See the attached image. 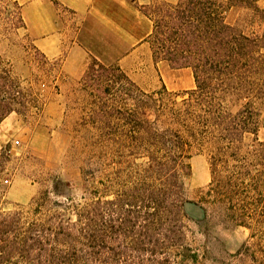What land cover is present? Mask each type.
<instances>
[{"label": "rangeland", "instance_id": "obj_1", "mask_svg": "<svg viewBox=\"0 0 264 264\" xmlns=\"http://www.w3.org/2000/svg\"><path fill=\"white\" fill-rule=\"evenodd\" d=\"M134 1L144 7V0ZM13 2L0 0V55L22 86L30 89L38 108H30L26 115L13 113L0 123V264H151L153 259L163 260L158 253L151 257L146 239L153 208L143 207L141 198L126 201L125 193L134 185L144 194V120L157 118L154 109L145 108L144 94H155V99L171 106L186 99L189 90L164 92L151 66L144 71V88L135 83V89L121 76L124 72L111 65L102 76L108 93L94 95L82 76L64 73L61 57L48 59L35 49L25 25L10 27L17 12ZM58 11L66 34L72 36L80 18L61 7ZM236 14L231 11L229 20ZM175 79L170 78V88ZM98 107L105 113L102 122L91 114ZM164 121L162 117L155 127L162 130ZM257 143L264 144V128L256 139L245 137L237 160L247 158L244 163L253 164L247 152ZM210 151L204 146L189 154L190 176L183 196V210L189 218L183 222L185 251L171 254L169 263L264 264L260 252L264 238L258 226L264 222V192L246 188L242 206L247 208L238 217L210 208L211 222L203 227L202 212L193 203L203 198L211 180ZM255 168L261 170V166ZM58 181L62 185L57 196L53 187ZM45 192L48 202L37 211L34 201ZM64 197L79 205V212L90 211L86 205L97 201L98 220L87 226L77 221L78 211H70L58 222L73 233L59 238L50 231L58 224L50 216L60 210L55 202L65 204ZM118 199L123 202L117 203ZM239 220L251 229L237 226ZM40 237L41 248L34 242Z\"/></svg>", "mask_w": 264, "mask_h": 264}, {"label": "trees", "instance_id": "obj_2", "mask_svg": "<svg viewBox=\"0 0 264 264\" xmlns=\"http://www.w3.org/2000/svg\"><path fill=\"white\" fill-rule=\"evenodd\" d=\"M261 1L144 0V7L131 1L152 24L145 41L150 45L154 61H164L172 69H190L195 85L179 105L173 102L168 106L155 99V94H144L145 108L157 113L153 122L144 120L147 160L144 194L133 185L125 193V199L131 202L141 198L143 207L154 210L148 215L146 239L151 257L158 253L164 258L161 261L153 259L151 264H170L171 254L182 255L185 251L183 222L189 218L183 210L186 202L183 196L185 180L190 176L188 160L192 149L209 146L212 154L211 180L203 198L193 203L202 212L203 227L211 222L210 208L220 213L228 212L230 218L238 217L236 214L247 208L242 206L246 188L264 192V144H254L247 152L253 164H245L247 158H242L243 162L237 160L245 137L252 135L256 139L259 130L264 128V8ZM12 7L17 12L10 27L19 28L18 23L24 26L21 7L16 1ZM231 11L237 13L233 21L229 20ZM108 68L92 59L82 75V82L94 95L102 97L108 93L109 88L102 80ZM121 76L136 89L127 76ZM163 91H166L164 87ZM30 108L37 109L38 101L30 89L22 86L0 55V123L13 113L26 115ZM91 112L94 120L102 122L105 119L103 108ZM162 117L165 120L161 122L163 129L158 130L155 126ZM255 166H261V170ZM60 185L58 181L53 187L57 196ZM64 199L65 204L55 202L60 210L50 216L54 224L58 223L53 231L50 228L55 237L72 235L70 229L58 222L70 211H78L77 221L87 226L98 220L97 201L86 205L90 211L79 212V205L71 198ZM47 202L48 192H45L34 201L35 210L39 211ZM244 221L239 220L236 225L251 229ZM258 226L264 238V222ZM142 229L144 232V226ZM141 238L144 240V233ZM41 239L34 240L38 247ZM260 252L264 255V246Z\"/></svg>", "mask_w": 264, "mask_h": 264}, {"label": "crops", "instance_id": "obj_3", "mask_svg": "<svg viewBox=\"0 0 264 264\" xmlns=\"http://www.w3.org/2000/svg\"><path fill=\"white\" fill-rule=\"evenodd\" d=\"M35 49L48 59L62 58L66 75L78 78L89 61L116 65L133 82L144 88V71L154 68L167 90H192L190 69H171L164 61L153 59L145 41L152 24L138 7L125 0H15ZM58 7L80 18L73 35L66 34ZM69 38V43L65 39ZM144 66H146L144 68ZM148 70V69H147ZM184 76V80L179 78ZM176 78L170 88V78ZM169 79V82H168Z\"/></svg>", "mask_w": 264, "mask_h": 264}, {"label": "water", "instance_id": "obj_4", "mask_svg": "<svg viewBox=\"0 0 264 264\" xmlns=\"http://www.w3.org/2000/svg\"><path fill=\"white\" fill-rule=\"evenodd\" d=\"M188 207H190V206H188ZM189 209H190V208H188V209H187V210H188V212H189Z\"/></svg>", "mask_w": 264, "mask_h": 264}]
</instances>
